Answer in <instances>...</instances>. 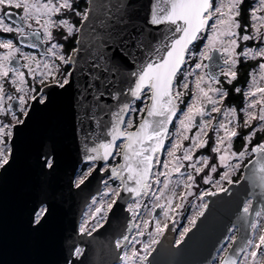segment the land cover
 Returning <instances> with one entry per match:
<instances>
[{"label":"snow or ice","instance_id":"1","mask_svg":"<svg viewBox=\"0 0 264 264\" xmlns=\"http://www.w3.org/2000/svg\"><path fill=\"white\" fill-rule=\"evenodd\" d=\"M94 8L102 15L95 14ZM11 9L22 12L19 22L14 20L16 13ZM258 13H264V0L255 4L249 0H227V3L222 0L220 4H214L213 0H147V3L144 0H115V4L112 0H0V32L15 33L23 39L26 30L32 29L35 23L45 43L50 44L47 54L53 61H58L36 62V69L25 62L23 67L34 81L28 84L25 73L15 66V58L18 55L26 61L32 58L23 56L14 39H0V50H3L0 54V116L4 117L0 119V191L13 176L17 178L20 190L11 234L0 203V253L10 241L21 251L29 252L44 250L56 243L58 225L55 207L59 193L55 180L69 158L76 175L71 187L82 189L86 182H91L94 173H103L108 177H100L107 189L105 194L115 197L107 203V212L114 209L121 195V191L109 185L110 179L121 178L122 189L136 197L148 195L152 168L158 163L154 156L164 145L167 125L177 113L176 102L181 100L189 87L187 77L193 73H185L184 65L189 56H197L193 49L197 48V42L205 39L201 33L211 27L212 33L206 37L207 43L198 53L200 62H195L194 68L210 69V65L203 61H211L212 52L217 50L222 53L223 64L217 66L219 74L210 70L196 77L193 103L180 121L186 130L196 116L202 117L208 112V108L199 101H207L211 112L220 113L222 108L218 105L230 95L228 90H222V84L232 86L239 79V66L249 58L264 61V15ZM84 27H88L89 32L87 41H79L84 52L80 66L63 72L60 65L73 63V57L58 54L57 49H62L63 45L52 42L54 32L60 30L62 38L67 41L76 33H81L83 37ZM161 29L164 31L161 32ZM77 51L73 49L74 54ZM259 69L264 80V62L259 63ZM76 71L80 76L73 82ZM182 75L183 83L180 81ZM218 75L224 77L223 82ZM206 81L209 83L207 90L202 87ZM213 83L217 86L211 87ZM6 87L14 90L15 98L6 91ZM181 87L184 92L179 90ZM232 90L241 92L240 87ZM245 95L260 97L258 101L253 99L244 111L242 127L249 129L247 134L242 135L239 120L235 126H230L231 120L218 126L211 121L200 122L203 136L207 135L205 130L209 127L217 133L211 152L218 155L219 164L211 162L216 159L215 156H201L198 158L201 166L194 168L197 175L205 168L215 173L219 166L228 169L220 179L233 183L231 176L242 165L240 162L230 163V158L242 161L248 153L247 145L256 134L252 122L264 124V88L256 87L255 91ZM145 96L149 102L144 104V108L151 119L142 118L137 126L134 116L126 119L125 114H141L143 110L133 107V104ZM105 97L116 102L115 111L104 100ZM5 100L10 103L5 105ZM236 111L235 108H228L225 115L235 116ZM99 113L113 118L110 128L102 123ZM93 123L95 130L92 129ZM122 124L136 130L126 131ZM37 125L43 128L39 137L36 135ZM103 129H107L105 135L110 139H100L99 133ZM221 130L223 136H219ZM78 136H82L83 140L78 142ZM235 138L243 139V150L227 151L222 147L227 143L231 148ZM119 139L126 141L122 147L117 144ZM90 143L93 146L90 147ZM207 146V139L201 136L194 138L193 149ZM178 147V144L174 145V148ZM251 152L259 158L249 179L264 189V142L257 143ZM169 155L174 156V153ZM114 156L123 162L109 167ZM179 159L175 157V160ZM183 159L191 161L193 156L186 152ZM248 163L253 162L249 160ZM77 164L86 165V170L77 174ZM188 166L194 167L192 164ZM163 167L167 169L169 164L165 162ZM172 171L179 172L180 166L174 165ZM159 175L167 176L168 173ZM25 177L31 182L24 184ZM187 180L194 183L195 177L189 174ZM125 181L132 182L133 186ZM156 182L159 183V180ZM204 183H209L207 174ZM215 186L218 191H228L219 182ZM185 187L191 189L192 183H186ZM188 194L191 195V192ZM203 195H216V192ZM181 198H184L183 195ZM168 203L171 205V199ZM139 206V203L135 206L129 204L127 210L135 212ZM200 207L197 216H203V209H207L208 205ZM251 208V201L246 199L242 211L253 231L252 237H246L239 248L235 246L237 237H227V241L231 242L220 248L219 251L224 254L219 256V264H264V223L247 220ZM95 211L104 212V206L97 207ZM261 215L260 211L255 212L256 217ZM196 219L193 217L189 221L190 227L184 228L177 244L196 225ZM144 225L147 227L148 221H144ZM163 231L157 221L155 235H163ZM79 232L91 235L84 225L80 226ZM142 235L143 232L137 231V236ZM132 239L138 242L135 237ZM128 240V236H122L116 240V247H121L123 241L127 248ZM156 243V239H151L144 245L145 252ZM60 248L62 252L67 251L60 261L21 259L11 264H82L80 257L83 251L79 246L66 245L61 241ZM238 256L243 257V262L237 259ZM122 259L125 264H136L137 259L145 261L146 256H141L133 246L130 251L124 252ZM0 264L6 262L0 261Z\"/></svg>","mask_w":264,"mask_h":264},{"label":"water","instance_id":"2","mask_svg":"<svg viewBox=\"0 0 264 264\" xmlns=\"http://www.w3.org/2000/svg\"><path fill=\"white\" fill-rule=\"evenodd\" d=\"M112 3L115 4V0H112ZM144 3H147V0H144ZM11 11L16 13L14 20L19 22L18 17L20 15L18 12L12 9ZM93 11L95 14L102 15V13L96 12L95 8ZM78 27H81V25H78ZM163 31L164 29H161V32ZM205 31L201 34H204ZM33 32L39 31L28 29L26 30L25 37L21 39L17 36L16 41L24 48L36 51L39 55H43L46 52V45L42 40L41 34L32 35L31 33ZM88 32L89 28L84 27L83 37L81 33H76L74 49H78V51L75 54L73 53V49L70 51L69 56L73 57V63L68 64L70 67L69 71H73L80 66L84 52L81 49L79 41H81V39L87 41ZM32 45H35V47ZM211 55V61H205L206 64L210 65V69H206V72L211 70L219 74L220 68L217 66H222L223 64L221 53L217 50L213 51ZM15 66H22V62L17 57L15 58ZM79 76L80 73L78 71L74 72L73 82H75L76 78ZM104 100L112 105L113 111L116 110L115 101L109 100L106 97ZM148 102L149 101H147V103ZM207 108L209 110V105ZM178 110L179 107L177 104V113ZM99 115L102 116V123L108 125L110 128L113 118L110 115H104V113H99ZM128 115L127 113L125 114L126 118ZM176 115L167 125L168 132ZM219 116L220 113L217 114L216 120ZM142 118H148L146 109H144ZM141 119L136 123L137 126ZM194 120L195 124H198L199 116H196ZM121 127L124 128V124H122ZM92 129H96L95 123L92 124ZM135 130L136 128H133L128 131ZM42 132L43 128L37 125V137H39ZM106 132L107 129L100 131V139H110V137L105 135ZM82 140L83 137L78 136V142ZM120 143H122V145H120ZM124 143H126L124 139L117 140V144L121 147ZM164 145L155 156H161ZM89 146L91 147L93 145L90 143ZM258 158L257 154L252 153L250 160L253 163L249 164L247 161L244 164L240 179L232 184L228 183L225 186V189L228 191L221 192L216 190L213 191L216 192V195H203L208 208L203 209V216H197L196 225L192 227L191 231L184 237V240L181 241L180 244L175 243L177 241L174 222L167 223L163 235L160 236L158 243L155 244L145 260L147 264H214L219 249L226 242L233 227L236 228V248H239L243 244L246 237L250 238L252 229L246 222L245 214L242 211L244 201L247 199L251 201L252 204L250 214L247 216L248 221H255L256 211H260L264 215V189L258 187L249 179L251 170ZM122 162V159L119 158L117 164ZM100 163L104 162L101 161ZM81 165L83 164L76 165V173H78V169ZM183 170L182 168L181 171ZM101 176H104V179L108 178L103 173H94L93 177L90 178L91 182H86V186H82V189L78 190L71 187V183L75 180L76 175L73 174L72 160L69 158L55 180V185L59 193L55 207V217L58 225L56 243L54 245H49V247L44 250L29 252L21 251L10 241L4 251L0 253V261L6 262V264H11V262L21 259L60 261L67 255V251L64 250L62 252L60 248L61 241H64L66 245L79 246L82 249L83 255L80 257L82 264H119L121 262V254L125 248V242L122 241L121 247L118 248L116 247V240L121 239L122 236H128V244L133 242V237H137L135 234L130 238L134 230V224L131 213L127 210V205L131 200L138 198L122 189L121 178H114L119 182L118 190L121 191V195L114 209L107 213L104 222L95 228V230H92L91 235L79 232L80 221L85 209L90 204L91 200L100 195L102 191L103 183L100 181ZM23 182L24 184H28L31 181L30 178L25 177ZM125 183L129 186H133L130 181H125ZM19 195L20 190L17 186V178L13 176L9 179L4 190L0 191V203L3 205L10 234L14 228L15 210ZM188 206L189 203L180 214L178 219L179 223L183 222L187 214ZM140 211L141 208L138 209L137 213L139 214ZM161 212V207L157 206L153 210L152 216L158 217ZM147 237L148 235L144 233L141 236V241L144 242ZM239 257L240 256H238L237 259H239Z\"/></svg>","mask_w":264,"mask_h":264},{"label":"rangeland","instance_id":"3","mask_svg":"<svg viewBox=\"0 0 264 264\" xmlns=\"http://www.w3.org/2000/svg\"><path fill=\"white\" fill-rule=\"evenodd\" d=\"M217 1L218 2L216 4H220L222 2V0H217ZM223 2L227 3V0H223ZM255 3H258V0H253V4H255ZM13 10H15V9H13ZM15 11H17L20 16L23 15L22 12H20L19 10H15ZM258 15H264V13H258ZM77 27H78V24H77ZM31 30H38L41 33L42 40L45 42L41 30L38 28V26L35 23H33ZM211 33H212V30H211V27L209 26L206 30V33L203 36L201 35L202 37H205V39L202 42L198 43L197 48L193 49V51H195L197 53V56L195 58L189 56L186 60V64L184 65V72L185 73L192 72L193 74L187 77L186 82H188L189 87L186 91V94L184 96H182L180 101H177V103L180 106V114H179V118L177 119V125L173 129L172 134H171V141H170L169 146H168L167 156L165 157L164 160H162L161 163H159L157 165L156 171L154 173L155 176H153L152 181L149 183L150 184V190H149L148 197L142 195L138 198L131 200L128 203V205L133 204L134 206L137 203H139V205H140L139 207H141V209H142L139 214L137 213L139 208H137L135 212H130L131 218H132V221L134 224V232L133 233L137 234V231H140V232H143V234L144 233L147 234L148 237L146 238V240L144 242L140 241V239H139L138 242L133 241L131 243H128V247L124 248V250H123V256H124L125 251H130L131 248L134 246L141 256H146V258H147L148 254L154 248L155 244H152L151 247L147 250V252H145V250H144V245L148 244L150 242V240L153 238L158 241V239L161 236V235H155V228H156L157 221L160 222L161 226L164 229H165V225H167V223L174 222L176 241L180 240V236H181V233L184 231V228L190 227L189 221L193 217H197V214L201 211L200 206L202 204H206V200L203 198V194L206 192L216 191L217 187L215 185L217 182H219L220 186L223 188H225V186L228 184L227 180H221L220 179L223 172L227 171L228 169H225V168L219 167V166L217 167V171L215 173L211 172L210 168H205L204 169L205 172H204L203 176L201 177V179H197V176L200 173L197 175L194 171V168L201 166L199 163V159H198L199 157H201V156H208V157L215 156L216 159L212 160L211 162L216 163L217 165L219 164L218 155L211 152V147L215 146V141L217 139V133L215 131L211 130V127H209L208 129L205 130L207 132V135L203 136V134L200 133V122L201 121H204V122L211 121L213 124L216 123L215 125L218 126L219 123L227 124L228 121L231 120L232 125H230V126H235L237 120H239V122L241 124L240 131H241L242 135H245L249 132V129L242 127L243 119H244V111L246 110V106L249 103H251L253 99L258 101L260 99V97H259V95H257L254 98L251 96L246 97L245 94L248 93L249 91H255L256 87L264 88V80L261 79V72L259 69V63L264 62V61H261L259 58H256V59L249 58L248 59V60L257 61V62H256V65L251 70V72H249V79H248L246 86L244 88H242L241 104L239 106H234L225 100L222 104L218 105L219 107L222 108V111L220 112L221 114H220L218 120H216V115L218 113L211 112V105H210L208 112L202 117L199 116L200 120H199L198 124H195V120H194L192 125L186 130L180 123V121L184 118V113L187 111L188 106L193 103L192 96H193V93L195 92L196 77L198 75H202L203 73H205V69L196 70L194 68V64H195V62H200V58H199L198 53H199V51H201L203 49L204 44L207 43L206 37L208 35H211ZM54 37H55V39L52 41L53 43H58V44L63 45L62 49H57L58 54H62L66 58L69 57L70 53H69V50H67L65 47V40L62 38L61 31L56 30L54 32ZM7 38L14 39V41L17 44V47L20 48V51L24 57H31L32 58L31 60L26 61L21 56H19V55L17 56V58L22 62V66L18 67V68L20 71L25 73L26 80H27L28 84H32L34 81H33V78L30 75H28V70L23 67V64L25 62L29 63L33 69H36V62L44 63V62L52 61V62L58 63V61H53V58L51 57V55L47 54V50L50 47V44H48V43H45L46 44V52L43 55H39L36 51L30 50V49H27V48H24L23 46H21L16 41L17 35L15 33L6 34V33L0 32V39H7ZM2 53H3V50H0V54H2ZM33 61H35V62H33ZM203 63H205V61H203ZM60 67H61V70L63 72L69 71L68 65L61 64ZM36 75H37V77L39 76V71H37ZM253 77L255 78V84H253ZM219 79L222 82L224 81L223 76H221ZM180 81H181V83L185 82L183 75L180 77ZM216 86L217 85H215L214 83L211 84V87H216ZM202 87H205V89L207 90V88L209 87V83L206 81L202 85ZM179 90L182 92L185 91L182 87ZM222 90H225L224 84H222ZM6 91H8V93L10 95H12L13 97L16 96V93L14 92V90L11 87H6ZM210 95H211V93H210ZM214 98H217V97H214ZM181 101H185L184 105L182 107H181ZM146 102H147L146 96L142 97L141 100L136 101L133 104V107L142 109L143 110L142 113L139 115L129 114L126 119H131L134 116L135 122L137 123L142 117V114H143L144 109H145L144 104ZM8 103H9V101L5 100V105H7ZM199 103L204 104L206 107L208 106L207 101L201 100V101H199ZM228 108H235L237 110L235 113V116H226L225 115V111ZM258 109H259V105L257 106L256 111H258ZM0 119H4V117L0 116ZM9 119H10V115H9ZM252 126H253L256 134L259 133L260 135H263V139L261 140V142H262L264 140V124H261L257 121H253ZM124 129L126 131H128L132 128H127V125L124 124ZM244 130H247V131L244 133ZM223 135H224V132H223V130H221L219 132V136H223ZM255 135L252 137V140L255 138ZM198 136H201L203 139L208 140L209 148H208V152L205 155L195 156L197 149H193V140H194V138H196ZM185 137H187V139H185ZM235 139H233V141H232L231 148H228L227 143H225V145H223L222 147L224 149H226L227 151H237L238 152L240 150H243V147L245 145V142L243 141V139L240 138L241 145L238 149L235 148ZM177 144L179 145V147L174 148V145H177ZM255 146H256V144H252V141L249 145H247L248 153L242 161H237L236 158H230V161H229L230 163L235 164L237 162H240L242 165L239 169H237V171L235 173L232 174L231 179L233 182L236 181V178L238 180L241 177L242 168H243L244 164L250 159V156L252 155L251 148L255 147ZM170 152H173L174 156L169 155ZM186 152H190V154L193 156V159L191 161H187V160L183 159ZM115 157L116 156H114V158L110 162L111 165H114V164H112V162L115 161ZM175 157H179L180 159L177 161V160H175ZM165 162H167L169 164V167L167 169H165L163 167ZM189 164H192L194 167H189L188 166ZM174 165L180 166L179 172L172 171V168ZM80 167H79V169H80ZM86 167H87L86 165H83V168H81L80 170L78 169L79 172L77 174H79L81 172V170H86ZM182 168L184 169L183 171H181ZM160 173H168V175L167 176L159 175ZM189 174H191L195 177L194 183L187 180V176ZM205 174H207V176L209 178V183H207V184L204 183ZM106 179H108V178H106ZM157 179L159 180V183L156 182ZM166 182L168 184L167 188H165ZM108 183L111 187L116 188L117 190L119 189V182L117 180L110 179V180H108ZM186 183H192L191 189H187L185 187ZM201 184L203 186H201ZM161 190H163V191L161 192ZM189 191L191 192V195L188 194ZM106 192H107V189L103 185V188H102L100 195L94 197L91 200L90 204L85 209L83 217L80 221V226L84 225L88 229V231H90V232L93 229L100 226L104 222L106 215L108 213L107 209H106V205H107V203L111 202L112 199H115L114 196L106 195L105 194ZM182 195L184 197L183 199L181 198ZM158 197H159V199H157ZM192 197H195L196 200L188 208L187 214L184 217L183 222L179 223L178 219L180 217V214L182 213L185 204L188 203V200H190ZM169 199H171V201H172L171 205H169V203H168ZM102 205L104 206L105 211L102 213H96L95 209L97 207H101ZM128 205H127V208H128ZM178 205H182V206L178 207ZM157 206L161 207L162 213L158 217H153L152 212ZM165 212H167V216H165ZM144 221H148L147 227H145ZM255 221L258 223H264V215L262 214L261 217H256ZM80 226H79V228H80ZM252 235H253V231L251 233V237H252ZM131 236H130V238H131ZM230 236H236V228L233 227L231 229V232H230L228 237H230ZM226 242L230 243L231 241L226 240ZM223 254L224 253L218 251L214 264H219V256L223 255ZM239 259L241 260V262H243L242 256H240ZM119 264H125L124 260L121 259V262ZM136 264H147V262L146 261L145 262L140 261L139 259H137Z\"/></svg>","mask_w":264,"mask_h":264},{"label":"trees","instance_id":"4","mask_svg":"<svg viewBox=\"0 0 264 264\" xmlns=\"http://www.w3.org/2000/svg\"><path fill=\"white\" fill-rule=\"evenodd\" d=\"M249 2L252 3V0H249ZM81 7H83V5H81ZM75 41H76V34H74V36L70 37L67 41H65V47L67 50H69V52L75 48ZM198 43H200V42H198ZM253 65H254V62H251V61L250 62L249 61L244 62L241 66H239V79L237 81H234L232 86H228V85L224 84V87L230 93L229 97L226 100L228 103L233 104L235 106H239L241 104L240 93H235L232 89L236 85H239V84L244 85L246 83L247 78H248V71ZM246 131L247 130H244V133ZM262 139H263V135H260L259 133H257L255 135V138L252 140V144L260 143ZM240 145H241L240 138H236L235 139V148L238 149L240 147ZM208 148H209V143H208V146L206 148L201 149L199 152L207 153ZM83 165L80 167V169L83 168ZM204 172L205 171L200 173L197 176V179H201ZM236 180H237V178H236ZM201 186H203V185L201 184Z\"/></svg>","mask_w":264,"mask_h":264},{"label":"flooded vegetation","instance_id":"5","mask_svg":"<svg viewBox=\"0 0 264 264\" xmlns=\"http://www.w3.org/2000/svg\"><path fill=\"white\" fill-rule=\"evenodd\" d=\"M209 107H210V105H209ZM220 114H221V113H220ZM115 159H116V157H115ZM117 162H118V161L116 160V161L112 162V164L115 165ZM109 165H111V164H109ZM109 165H108V166H109ZM184 167H185V166H184ZM195 200H196L195 197H192L190 200H188L189 207H190V205H191L192 203L195 202ZM188 203H186L185 206H186ZM185 206H184V208H185ZM134 234H136V233H134ZM136 235H137V234H136ZM140 238H141V236H137V237H136V241H138Z\"/></svg>","mask_w":264,"mask_h":264},{"label":"built area","instance_id":"6","mask_svg":"<svg viewBox=\"0 0 264 264\" xmlns=\"http://www.w3.org/2000/svg\"><path fill=\"white\" fill-rule=\"evenodd\" d=\"M218 1L217 0H214V3L216 4ZM177 125V124H176ZM176 127V126H175ZM171 136V135H170ZM168 146H169V142L167 143V146L165 148V151H164V159L165 157L167 156V150H168Z\"/></svg>","mask_w":264,"mask_h":264}]
</instances>
